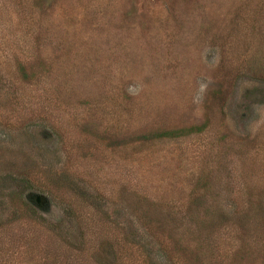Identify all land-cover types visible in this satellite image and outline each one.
I'll return each mask as SVG.
<instances>
[{
	"label": "rangeland",
	"instance_id": "374dc122",
	"mask_svg": "<svg viewBox=\"0 0 264 264\" xmlns=\"http://www.w3.org/2000/svg\"><path fill=\"white\" fill-rule=\"evenodd\" d=\"M0 264H264V0H0Z\"/></svg>",
	"mask_w": 264,
	"mask_h": 264
},
{
	"label": "trees",
	"instance_id": "16d2710c",
	"mask_svg": "<svg viewBox=\"0 0 264 264\" xmlns=\"http://www.w3.org/2000/svg\"><path fill=\"white\" fill-rule=\"evenodd\" d=\"M183 132L184 131H182V130H171V131L165 130V131H160L158 133H155L151 138L172 139V138H176V137L180 136L181 134H183Z\"/></svg>",
	"mask_w": 264,
	"mask_h": 264
}]
</instances>
